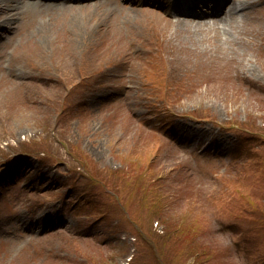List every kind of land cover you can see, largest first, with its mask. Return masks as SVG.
Wrapping results in <instances>:
<instances>
[{"label": "rangeland", "instance_id": "1", "mask_svg": "<svg viewBox=\"0 0 264 264\" xmlns=\"http://www.w3.org/2000/svg\"><path fill=\"white\" fill-rule=\"evenodd\" d=\"M235 1L221 32L0 0V264H264V0Z\"/></svg>", "mask_w": 264, "mask_h": 264}, {"label": "bare ground", "instance_id": "2", "mask_svg": "<svg viewBox=\"0 0 264 264\" xmlns=\"http://www.w3.org/2000/svg\"><path fill=\"white\" fill-rule=\"evenodd\" d=\"M240 7H242V6H235V5H234V6L232 7V10H233V11H238V10L240 9ZM213 17H214V19L217 20V22H218L219 24L214 23V22H215L214 19H210V20L208 21L209 26L216 25V26L219 28V30H221V31H224V30H225V27H224L225 25H224V23L227 22L228 19H230L231 22L233 21V19H232L231 16H230L229 18H222V17H215V16H213ZM205 22H206V21H205ZM205 22H198V23H196V25L204 24ZM182 23H184V22H182Z\"/></svg>", "mask_w": 264, "mask_h": 264}]
</instances>
